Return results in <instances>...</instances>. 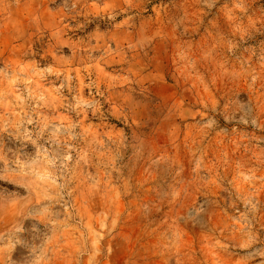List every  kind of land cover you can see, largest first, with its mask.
Masks as SVG:
<instances>
[{"label": "rangeland", "instance_id": "rangeland-1", "mask_svg": "<svg viewBox=\"0 0 264 264\" xmlns=\"http://www.w3.org/2000/svg\"><path fill=\"white\" fill-rule=\"evenodd\" d=\"M0 264H264V0H0Z\"/></svg>", "mask_w": 264, "mask_h": 264}]
</instances>
